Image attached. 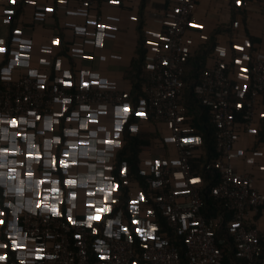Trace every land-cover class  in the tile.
Wrapping results in <instances>:
<instances>
[{
	"label": "built area",
	"instance_id": "2783aa9c",
	"mask_svg": "<svg viewBox=\"0 0 264 264\" xmlns=\"http://www.w3.org/2000/svg\"><path fill=\"white\" fill-rule=\"evenodd\" d=\"M45 1L58 11L67 10L72 4L83 9H93L101 3L114 7H127L125 0H118L117 4H110L109 0H65L64 4H60L59 0ZM197 2L198 0H168L166 9L159 17L144 22L142 25L141 32L145 48L143 66L145 80L142 90L145 99L143 100L144 104L140 105V109L143 108L151 115L155 129L161 133L162 137V130L167 132L168 141L163 139L175 150L178 163L174 164L164 155L154 157L148 147H143L138 165L147 185L146 197L161 212L168 228L173 233L183 236L186 264H223L222 254L213 235V226H216L219 220H215L213 224L208 223L202 213L203 201L200 196L202 181L200 179L197 184L191 183L192 178L198 177V175L192 170L190 161L202 153L201 140L198 136L190 134V119L180 103V85L185 63L196 51L194 47L187 44L186 33L190 29L193 30L197 34L199 46L209 38V35L204 32L203 26L193 27L196 23L192 21V16ZM19 4H21V0H17L16 5ZM176 8H180L181 11L177 13ZM173 24H175V28H173ZM152 32H159L168 39L161 41L158 37L150 36ZM262 34L264 35V28ZM13 37L7 55L0 56V114L23 113L26 116L28 111L38 110L37 114H42L43 120L56 110L54 104L64 98H68L72 102L69 116L73 111L80 113L81 103L89 104L95 109L107 104L115 110L117 105L113 103L114 100L124 99L129 102L130 91L128 90L114 87L102 89L99 85H94L86 91L76 84L66 89L59 83L62 78L57 75L51 78L39 70H22L11 66L8 63L9 55L12 52L18 53L15 50L16 45ZM148 39L154 40L155 45H149ZM164 43H168L169 47L164 48ZM233 44L241 45L243 51L233 48ZM153 47L156 48L155 51H153ZM220 48L225 50L224 56L220 55ZM185 49L188 51L185 52ZM245 55L248 57L247 60L244 59ZM164 59L169 61L167 65L162 63ZM237 59L241 60L240 65L235 63ZM149 64H152L153 68H148ZM221 64L224 65L223 68H221ZM241 68L247 69L243 73L248 77L247 80L233 78L234 73L239 74L242 78ZM6 69L7 71H5ZM31 72H35L36 75H29ZM5 77H10V79H5ZM40 83L45 84V90L39 89L38 84ZM244 84L248 85L246 90L243 88ZM125 92L128 93L127 97L124 95ZM263 92L264 45L253 43L249 30L232 31L223 40L215 38L214 48L207 55L198 74L195 97L207 107L210 121L215 127L217 157L213 164L219 173L220 181L212 189L211 195L214 199L220 200L226 211L231 214L227 228L237 246L238 256L246 260L248 264L253 263L255 255L258 253V242L263 233L258 225V220L264 212L261 210L264 202V172L259 171L260 165L264 163V152L257 153L250 150L245 151L242 155H237L235 146L241 136L245 137L251 133V128L255 127L257 132L260 129L262 118L260 113L264 111ZM25 96L29 97L31 105L24 100ZM237 104H241L242 107L237 108ZM237 115H239L238 119ZM87 119L88 112L85 111L75 122L76 129H79L80 122ZM64 123H69L66 117ZM28 126L31 127V125ZM71 130L61 127L59 132L64 135L66 131ZM80 131L83 132V130ZM257 132L255 133L254 146L261 143H255ZM173 136L188 138L189 142L184 143L183 139L179 138L173 140L171 139ZM81 138L89 141L85 144L88 146L87 159L93 164L97 162L107 164V160H111L113 165L111 171L113 172L118 152L114 156L99 161L97 158L98 151H100L99 146L94 143L90 144L92 138L87 133ZM75 139L66 136L63 147L67 148L71 143L70 140ZM25 147L27 148V145ZM154 147H160L159 143L155 142ZM157 159L161 161L159 168L155 163ZM165 161L167 163H164ZM92 170L95 175L92 179L86 180V185L83 188L85 193L89 190L95 191L101 186L107 187L109 183L98 174L101 171L98 167L92 168ZM177 173H182V175L178 177ZM110 179L115 182L113 177ZM236 180L240 182L236 183ZM244 181L247 183L245 184ZM6 184L5 178L0 177L1 194L9 191ZM127 188L129 199H139V193L143 192L134 180L128 181ZM102 196L103 193H99L98 197L89 199H92L94 204L100 205L103 203ZM142 203L144 211L138 215H141L148 224L155 223L153 206L147 203L146 199ZM120 207L119 200L117 215L123 216ZM128 207L130 208V206ZM149 207L153 210L151 217L147 215ZM21 212L23 216L22 219L15 221V231L20 233V238L23 240L24 233L31 230L28 232L27 243L33 244V251L36 247H42L46 256L55 258L54 260L45 259L44 264H89V250L92 249L96 253L97 248L110 251L115 259V264H132L133 260L136 261V264H180L178 248L169 242L166 233L159 231L156 224L157 232L153 235L157 239L143 241L138 237L141 251L137 253L135 245H129L127 237L123 234L120 238L107 236L99 229L96 234H92L90 230L82 227L76 228L67 224V220L63 217H52L47 212L41 216H33L25 212L24 209ZM65 213H67V208H65ZM129 213L132 215L131 211ZM75 214L76 217L86 216L88 209L82 206L77 207ZM20 215L21 213L17 214V216ZM180 217H184V219L182 220ZM110 218L115 219L116 217ZM193 220H198L199 223L193 225ZM5 223H9V221L6 220ZM102 223L107 229V221L104 220ZM233 224H236L237 227L233 228ZM77 232H83L79 241L75 239ZM33 234L36 237L34 240L32 239ZM97 240L103 243L97 244ZM144 243L149 244L147 249L142 247ZM24 252H27L26 248ZM22 255L23 252L20 253L19 250L15 253L18 262ZM28 259L34 258H26V264ZM36 264H40V262H36Z\"/></svg>",
	"mask_w": 264,
	"mask_h": 264
},
{
	"label": "snow or ice",
	"instance_id": "6c2138e0",
	"mask_svg": "<svg viewBox=\"0 0 264 264\" xmlns=\"http://www.w3.org/2000/svg\"><path fill=\"white\" fill-rule=\"evenodd\" d=\"M10 4H16L17 0H8ZM29 5H35L37 0H27ZM60 4H64L65 0H59ZM110 4H117L118 0H109ZM237 6L241 5V0H235ZM53 7H47L46 12L52 13ZM180 8H176V12L179 13ZM6 16H11L13 9L6 8L4 10ZM132 20H136L133 16ZM4 24L9 23V19H3ZM88 24L94 26V29L101 30L96 36L95 44L104 47L102 42V37L104 36V30L111 27V25L105 24L103 22H97L95 19L88 20ZM193 27H202V25L194 24ZM175 28V24H173ZM16 35H19L21 29L17 28L14 30ZM77 32H84V28H77ZM150 36L158 37L159 40L164 41L168 38L165 35H161L159 32H152ZM52 45L56 46L60 44V40L53 39ZM147 43L149 45H155V41L148 39ZM6 42L0 39V55L7 53ZM23 47V46H22ZM164 48H168L169 44L164 43ZM233 48L239 51H243V48L239 44H233ZM156 48L153 47V51ZM43 51L50 52L51 48L43 49ZM75 52L83 54V49H74ZM188 49H185L187 52ZM221 56L225 55V50L223 48L219 49ZM21 54L17 53V59L14 63L19 64V56ZM93 57L91 55H83V60L91 61ZM104 59V57H100ZM244 59L247 60L248 57L245 55ZM44 63V61H41ZM163 64L167 65L169 61L164 59ZM237 65L241 64V60L237 59L235 61ZM221 68L224 67L223 64L220 65ZM57 69H62V64L60 61L56 62ZM148 68H153L152 64L148 65ZM7 71V69L5 70ZM247 71L246 68H241V75L243 80H247L248 77L243 75ZM29 75L35 76L36 73H30ZM89 73L81 72L76 78V85L84 90H89L91 86L99 85L102 89H110L113 85H110L107 80L101 82L99 79H88ZM63 76L69 79H61L59 83L64 85L66 89L73 86V81L70 79L71 73L69 71H63ZM5 79H10V77H5ZM39 89L45 90V84H38ZM246 90L248 88L247 84L243 85ZM125 97L128 93H124ZM24 100L31 105V100L28 96L24 97ZM59 100V97H58ZM117 106L113 112L111 105H103L99 109L92 108L89 104L81 103L80 113L73 111L69 116L68 113L71 111L72 102L68 98L59 100L57 108L52 112L51 117L42 121V114H37L36 111H28L26 116L23 113H10V114H0V125H5L8 128L14 130V136L18 138L14 146H8V144H0V156L14 158L16 165L19 166L21 177H27L33 180L34 183L31 186L32 191H26L25 188H16L15 192L11 189L0 195V262L3 264H9L11 257L18 251L27 249L23 255L19 258L18 264H26V258L28 259L27 264H44L45 259L54 260V257L46 256L45 250L42 247H36L33 251V244L27 243L29 239L28 232L26 231L22 237L23 241L20 242V233L16 232L15 221L17 219H22L23 213L21 212V207L16 206L12 203L14 195H18L22 199H26L27 204L23 205L24 211L30 213L33 216H41L43 213H50L52 217H63L67 220V224L73 225L76 228H84L90 230L92 234H96L98 229L103 231L107 236L121 237V234L127 237V242L129 245L137 244L135 238L139 237L140 240L149 241L157 239L153 233L157 232V227L155 223L148 224L138 213L144 211L143 203L145 202L144 192L139 193V199L131 198L126 199L124 211H131L132 215L129 218L127 215L118 216V203L121 191L124 190V185L128 184V180L125 178L122 182L117 180L112 182L110 177L113 176L112 161L107 160V164L103 162H97L95 164L91 163L88 157V153L80 154H70L68 148H75L77 145H84L88 143V140L82 139L81 137L87 133L92 138V143L99 146V150L105 153V159L110 156H114L122 148V142L124 140L125 132L127 128L125 126V121L132 119L133 116L147 119L149 114L146 113L143 108L137 110L135 104L129 105L127 100L121 99L119 101H113ZM140 104L143 105L144 101L141 100ZM61 105L64 107L61 108ZM237 108H241V104L236 105ZM88 112V119L79 123V129H76V121L83 112ZM95 113V114H94ZM260 116L264 118V111L260 113ZM67 118L69 123H64V118ZM182 119V117H180ZM107 121V123H106ZM41 122V123H36ZM113 122H114V132L115 138H113ZM31 125V133L24 130L25 126ZM171 127V125H169ZM63 127L66 130L72 129L71 131H66L64 135H61L59 129ZM80 130H83L81 132ZM250 131L255 134L257 129L255 127L251 128ZM132 133L137 132L136 127L131 128ZM74 137L75 143L68 144V147H63L65 143V137ZM50 138V139H48ZM183 139L184 143H188V138L173 136L171 139ZM41 140H44V144L41 146ZM24 141H27V148L24 145ZM198 142V139H197ZM57 145L53 148L52 144ZM39 146V147H38ZM106 146V147H105ZM49 149L51 151H49ZM71 156V158H70ZM79 156V158H77ZM28 162V170L25 171V162ZM157 168L161 166V161L157 159L155 161ZM164 163H167L166 161ZM173 163H178V161H173ZM251 164L252 161L250 160ZM43 167L44 175L41 176V169ZM99 168L101 171L98 173L103 176L104 180L109 181L107 187H98L95 191H87L86 193L78 187L77 179L74 178L77 172H83L90 168ZM0 169H5L6 171L0 172V176L5 178V181L15 180L17 174V167H10L8 163H0ZM128 169L127 167L118 168L119 176L126 177ZM260 172H264V163L260 165ZM159 175V173H157ZM178 177L182 173H177ZM199 177H194L191 180L192 184H197L199 182ZM239 183V180L235 181ZM246 184L247 181H244ZM20 184L23 185L24 181L21 178ZM51 185V187H49ZM187 191V189H186ZM99 193H103L102 200L103 203L100 205L94 204L92 199H87L84 201V197L92 198L98 197ZM43 198L41 199V196ZM28 197H33L28 199ZM80 201L81 206L88 209V214L83 217H76L75 209L77 207V201ZM54 201V202H50ZM70 201V203H69ZM130 206V208L128 207ZM65 208H67V213H65ZM12 210L9 214V210ZM17 213H21L17 216ZM147 215L151 217L153 215V210L151 207L147 209ZM191 215V213H188ZM110 217H116L112 219ZM182 220L184 217H180ZM9 223H5V221ZM107 221V229L104 228L102 221ZM130 221V222H129ZM193 225L199 223L198 220L192 221ZM233 228L237 225L233 224ZM83 232H77L75 235L76 240H81ZM211 235V233H209ZM35 234H33L32 239L34 240ZM103 242L97 240V244H102ZM159 246V245H158ZM59 247V246H58ZM145 249L149 247L148 243L142 245ZM94 259H96V264H115V259L110 251L102 250V248H97L96 254H94ZM132 264H136L133 260Z\"/></svg>",
	"mask_w": 264,
	"mask_h": 264
},
{
	"label": "crops",
	"instance_id": "0c3cea01",
	"mask_svg": "<svg viewBox=\"0 0 264 264\" xmlns=\"http://www.w3.org/2000/svg\"><path fill=\"white\" fill-rule=\"evenodd\" d=\"M125 3L127 7H114L101 3L93 9H83L72 4L65 11H58L53 7V12L48 13L45 9L52 6L45 0H37L35 5H29L27 0H21L19 5L10 4L8 0H0V39L5 40V35L10 27V20L15 10L20 7V14L13 23L14 30L19 28L21 32L16 35L14 31L13 41L16 45L15 50L21 54L18 57L21 63L16 64L13 62L17 59V53L15 52L9 55L8 63L22 70H39L51 78L57 75L62 79H69L63 76V71H69L73 84H76L75 81L79 73L87 72L90 74L88 77L90 80L99 79L101 82L107 80L114 88L130 91L131 82L127 75L131 61L136 56V27L140 20V4L142 3L141 21L147 22L163 13L168 0H125ZM6 8L13 9L10 17L5 15L4 10ZM133 16L136 17V20L131 19ZM3 19H9V23L4 24ZM90 19L111 25L110 28L104 30V36L102 37L104 47L102 48L95 44L96 36L101 30H93L94 26L88 24ZM192 21L201 24L204 27V32L209 37H215L216 40H223L232 31L249 30L252 35V42L264 45V35L262 34L264 28V0H241L240 6L236 5L235 0H198ZM77 28H84L85 31L82 33L77 32ZM218 28L220 31L216 33ZM53 39L60 40V44L53 46L51 43ZM186 41L195 50L199 48L198 37L193 30L190 29L186 33ZM46 48H51L52 51H43ZM74 49H83V54L75 52ZM83 55H91L93 59L85 61ZM100 57H104V59H100ZM41 61H44V63H41ZM57 61L61 62L62 69H57ZM233 78L242 79L236 73H234ZM57 105L58 103L54 104L55 109ZM61 108H63L62 105ZM49 117L51 116L45 119ZM24 130L32 134L30 126H25ZM162 135L167 142L168 134L165 130H162ZM113 138H115L114 122ZM17 139L14 136L13 129L0 125V144H8L11 147L14 146ZM254 140L255 134L252 132L245 137L241 136L235 146L237 155H242L245 151L250 150L257 153L264 152V142L254 146ZM70 142L75 143V140H70ZM43 144L44 142H41V146ZM24 145H27V141H24ZM166 145L167 152L165 155L171 162L176 161L175 150L168 143ZM54 146L56 145L52 144L53 148H55ZM87 147L85 144L77 145L75 148H68V150L70 154H80L87 152ZM49 151L51 150L49 149ZM97 158L99 161L105 160V153L101 150L98 151ZM0 163H8L10 167H17V178L7 181L6 185L9 190L15 192L16 188H25L26 191H32L31 186L34 181L27 177H21L19 166L16 165L14 158L9 157L6 159L0 156ZM24 170H28L27 161ZM4 171L6 170L0 169V172ZM43 175L42 167L41 176L43 177ZM94 175V171L90 168L83 172H77L74 178L77 179L78 187L83 190L86 180L88 178L92 179ZM0 177L4 178L3 176ZM21 178L24 181L23 185L20 184ZM32 198L28 197V199ZM87 199L89 198L85 196L84 201L86 202ZM27 202L26 199H22L18 195H15L12 199V203L21 207V210L24 209L23 205ZM77 207H81L79 200L77 201ZM258 225L261 230H264V212L259 217ZM20 242L24 241L20 238ZM19 252L24 253V249L19 250Z\"/></svg>",
	"mask_w": 264,
	"mask_h": 264
},
{
	"label": "trees",
	"instance_id": "16d2710c",
	"mask_svg": "<svg viewBox=\"0 0 264 264\" xmlns=\"http://www.w3.org/2000/svg\"><path fill=\"white\" fill-rule=\"evenodd\" d=\"M143 1V0H142ZM140 4V20L136 27L137 34V46L136 56L132 59L130 69L128 70L127 78L131 82V90L129 94V105L135 104L137 110L140 109V101L145 99L144 92L142 90V84L145 80V73L143 71L145 48L144 37L141 32L143 21H141V8ZM20 14V7H18L11 20L10 27L5 35V42L7 47V53L10 48V43L14 35V23ZM12 22V23H11ZM220 29L216 30L218 33ZM215 45V37H209L208 40L197 48L195 54L189 57L185 63L184 73L181 77L180 85V103L182 104L185 113L189 117V124L191 128L190 134L198 136L201 140V151L199 157H196L190 161L192 170L198 175L202 181V188L200 190V196L203 201L202 213L205 216L208 223L213 224L215 220H219L216 226H213V235L215 243L222 254L223 264H248L246 260L238 256L237 246L235 245L233 238L227 228V222L230 220L231 214L226 211L223 203L220 200H216L211 195L212 189L219 183L220 176L214 167V161L217 157V151L215 147V127L211 123L207 107L198 101L195 97V89L198 85V74L203 67L204 60L207 55L213 50ZM7 53L5 55H7ZM263 105H264V92H263ZM147 113V112H146ZM149 114V113H148ZM239 115H237V119ZM127 131L124 135L123 146L117 153V163L113 170V180L116 182L119 180L122 182L125 178L128 181L134 180L137 182L141 190L145 194L147 203L153 206L155 212V224L159 228V231L165 232L169 242L173 243L179 251L180 264H186L184 256V241L182 235L173 233L166 225L165 219L161 212L158 211L153 203L146 197L147 185L145 183L144 176L139 170V156L143 147H148L154 157L157 155L166 156L167 145L161 136V133L155 129L151 115L149 118L144 119L133 116L132 119L125 121ZM136 127L137 132L132 133L131 128ZM158 142L160 147L155 148L154 144ZM264 142V118L260 120V129L257 132L256 142ZM167 157V156H166ZM127 167L128 171L126 177L119 176L118 168ZM124 190L120 193L121 211L122 215L131 217L129 211L125 212V203L128 198L127 185H124ZM0 195L1 192H0ZM261 210L264 211V202L261 206ZM130 222V221H129ZM139 241L138 237L135 238ZM136 252L141 251V243L134 244ZM259 250L255 255V259L252 264L264 263V230L262 236L258 242ZM96 254L92 249L89 250V264H96L94 259ZM9 263L17 264L15 254L11 257Z\"/></svg>",
	"mask_w": 264,
	"mask_h": 264
},
{
	"label": "clouds",
	"instance_id": "9594fccd",
	"mask_svg": "<svg viewBox=\"0 0 264 264\" xmlns=\"http://www.w3.org/2000/svg\"><path fill=\"white\" fill-rule=\"evenodd\" d=\"M13 62H15V61H13ZM31 73H35V72H31ZM69 203H70V201H69Z\"/></svg>",
	"mask_w": 264,
	"mask_h": 264
}]
</instances>
